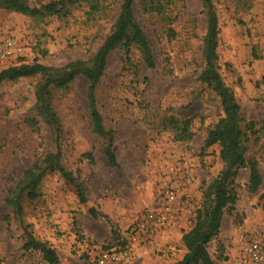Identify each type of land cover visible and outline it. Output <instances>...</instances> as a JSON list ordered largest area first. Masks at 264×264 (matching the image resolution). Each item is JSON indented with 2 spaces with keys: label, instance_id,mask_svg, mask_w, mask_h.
Returning a JSON list of instances; mask_svg holds the SVG:
<instances>
[{
  "label": "rangeland",
  "instance_id": "1",
  "mask_svg": "<svg viewBox=\"0 0 264 264\" xmlns=\"http://www.w3.org/2000/svg\"><path fill=\"white\" fill-rule=\"evenodd\" d=\"M140 1L134 0L133 13L150 41L154 67L144 65L135 46L128 54L116 47L108 54L95 90L117 166L109 165L104 139L92 131L87 80L78 77L67 88L51 91L62 129L60 161L73 173L79 170L85 204L58 173L46 172L39 197L23 199L20 217L12 213L6 204L8 191L26 169L56 147L35 107L41 77L0 85V264H48L38 251L22 248L24 226L55 249L58 264H95L101 248L128 244V229L146 211L162 206L165 184L175 188L178 223L150 240L128 245L132 253L128 264H173L185 253L181 237L193 226L204 192L223 165L218 144L203 148L208 130L223 116L215 92L199 80L206 15L201 0H172L164 15L143 11ZM27 2L43 14L0 8V41L10 39L18 49L0 70L21 63L61 67L88 60L110 32L121 4V0ZM211 2L218 22V71L241 107L248 137L245 155L257 161L262 178L254 193L248 190L247 167H238L228 181L236 203L223 215L208 252L215 264H233L238 235L264 219V0ZM53 3L57 12L43 9ZM185 121L191 137L181 139L179 129ZM86 153L92 158L82 157ZM90 208L97 218L89 214Z\"/></svg>",
  "mask_w": 264,
  "mask_h": 264
},
{
  "label": "trees",
  "instance_id": "2",
  "mask_svg": "<svg viewBox=\"0 0 264 264\" xmlns=\"http://www.w3.org/2000/svg\"><path fill=\"white\" fill-rule=\"evenodd\" d=\"M172 0H141L143 11L155 12L164 15ZM206 15L207 27L203 39V69L199 80L215 92L219 99L223 116L208 130L204 139L203 148L218 144L219 158L222 169L204 192L202 207L197 210L193 226L183 233L182 244L186 251L173 264H215L208 252L209 242L218 235L223 215L234 210L235 194L227 187L229 179L235 175L238 167L249 169L248 190L254 193L262 184V178L255 159H248L245 155V143L248 140L243 128L245 121L241 107L237 103L232 90L225 85L217 66V35L218 22L211 0H201ZM134 0H121L120 11L115 22L100 47L88 60L71 61L61 67L46 66L37 62L21 63L0 70V85L5 82H15L21 78L40 76V82L35 90V107L43 121L48 125L56 150L47 153L42 159L35 161L26 169L19 180L7 194L6 204L14 215L20 217L23 212V199L35 200L39 197V185L46 172L58 173L75 190L81 204L87 202L84 188L79 181V170L75 173L65 168L60 161V119L52 106V89L67 88L78 77L87 80L86 102L90 116L92 131L104 139L103 152L110 166H117V157L112 148V137L103 124L102 116L97 109L95 90L104 74L108 54L116 47H123L128 54L130 47L135 46L139 51L146 67H154V57L150 41L145 36L133 13ZM0 8L18 12L24 15L39 16L42 9L31 7L27 0H0ZM49 12H57L55 3L43 8ZM170 36H174L173 29H169ZM176 124V122H173ZM179 129L181 139L190 138L188 122L182 123ZM82 157L92 158L91 153ZM89 214L97 218L95 209L90 208ZM7 220L9 217H6ZM25 241L22 248L25 251H38L48 264H58L59 257L54 248L46 242L36 239L23 227ZM119 244V243H118ZM121 242L120 245H124Z\"/></svg>",
  "mask_w": 264,
  "mask_h": 264
},
{
  "label": "built area",
  "instance_id": "3",
  "mask_svg": "<svg viewBox=\"0 0 264 264\" xmlns=\"http://www.w3.org/2000/svg\"><path fill=\"white\" fill-rule=\"evenodd\" d=\"M17 50L10 39L0 41V64ZM177 204L175 188L165 184L162 206L146 211L128 229L126 235L128 244H111L101 248L94 257L95 264H128L132 255L128 245L150 240L157 233L178 223L179 209ZM233 264H264V219L258 225L245 229L238 235L234 247Z\"/></svg>",
  "mask_w": 264,
  "mask_h": 264
}]
</instances>
